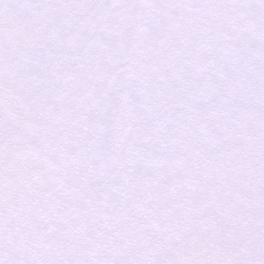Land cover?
Listing matches in <instances>:
<instances>
[{
    "label": "snow or ice",
    "instance_id": "6c2138e0",
    "mask_svg": "<svg viewBox=\"0 0 264 264\" xmlns=\"http://www.w3.org/2000/svg\"><path fill=\"white\" fill-rule=\"evenodd\" d=\"M0 264H264V0H0Z\"/></svg>",
    "mask_w": 264,
    "mask_h": 264
}]
</instances>
